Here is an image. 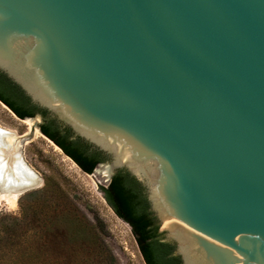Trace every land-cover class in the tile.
Listing matches in <instances>:
<instances>
[{
	"label": "water",
	"instance_id": "95a60500",
	"mask_svg": "<svg viewBox=\"0 0 264 264\" xmlns=\"http://www.w3.org/2000/svg\"><path fill=\"white\" fill-rule=\"evenodd\" d=\"M0 72L89 175L136 178L182 264H264V0H0Z\"/></svg>",
	"mask_w": 264,
	"mask_h": 264
},
{
	"label": "rangeland",
	"instance_id": "374dc122",
	"mask_svg": "<svg viewBox=\"0 0 264 264\" xmlns=\"http://www.w3.org/2000/svg\"><path fill=\"white\" fill-rule=\"evenodd\" d=\"M36 117L27 118L33 122L28 128L22 122L25 119L0 101V128L14 132L21 160L40 179L39 185L20 194L14 205L0 202V227L14 222L20 227L19 238L31 237L34 264H145L131 227L114 213L100 190L108 185V178L85 173L42 134L41 123L34 124L39 120ZM49 208L68 210L69 216L50 220L43 216ZM44 226L63 229L60 236L52 234V240L60 245L41 246L40 228Z\"/></svg>",
	"mask_w": 264,
	"mask_h": 264
},
{
	"label": "trees",
	"instance_id": "16d2710c",
	"mask_svg": "<svg viewBox=\"0 0 264 264\" xmlns=\"http://www.w3.org/2000/svg\"><path fill=\"white\" fill-rule=\"evenodd\" d=\"M0 101L6 105L18 118L34 117L39 114L43 121L40 131L51 139L68 157H70L85 173L91 174L99 162L106 157L93 150L80 138L70 139V130H58L54 119L48 116L46 110L33 105L18 85L0 72ZM57 125V124H56ZM105 201L114 213L126 222L134 234L145 264H182L179 256L174 254V245L164 241L159 232V226L149 211V203L144 188L134 176L123 169L117 170L108 185L100 187ZM33 207L31 203L29 209ZM32 210V209H31ZM56 221L69 216L68 210L56 208L45 210L43 216ZM28 224L24 225V228ZM19 225L12 222L0 227V264H34V241L30 236L19 238ZM41 229L42 245H60L52 240V234L60 236L63 229L44 226Z\"/></svg>",
	"mask_w": 264,
	"mask_h": 264
},
{
	"label": "bare ground",
	"instance_id": "6f19581e",
	"mask_svg": "<svg viewBox=\"0 0 264 264\" xmlns=\"http://www.w3.org/2000/svg\"><path fill=\"white\" fill-rule=\"evenodd\" d=\"M22 122L28 128L33 124L30 119ZM15 137L14 132L0 128V202L4 201L9 205H14L19 196V187L40 183L39 178L21 160V153L19 155L17 150L18 138ZM107 176V172L103 170L99 178L102 180Z\"/></svg>",
	"mask_w": 264,
	"mask_h": 264
},
{
	"label": "flooded vegetation",
	"instance_id": "af4514ba",
	"mask_svg": "<svg viewBox=\"0 0 264 264\" xmlns=\"http://www.w3.org/2000/svg\"><path fill=\"white\" fill-rule=\"evenodd\" d=\"M42 121H43V119H42ZM41 123H42V122H41ZM55 126H58V125L55 124ZM58 128H59V129H58L59 131L65 129V128L62 129V128L59 127V126H58ZM60 132H61V131H60ZM71 136H72V135L70 134V139H71V140H74V139L71 138Z\"/></svg>",
	"mask_w": 264,
	"mask_h": 264
}]
</instances>
